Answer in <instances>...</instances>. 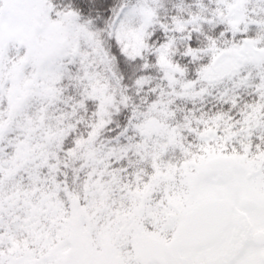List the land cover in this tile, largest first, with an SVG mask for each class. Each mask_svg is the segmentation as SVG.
<instances>
[{
	"label": "snow or ice",
	"instance_id": "snow-or-ice-1",
	"mask_svg": "<svg viewBox=\"0 0 264 264\" xmlns=\"http://www.w3.org/2000/svg\"><path fill=\"white\" fill-rule=\"evenodd\" d=\"M0 264H264V0H0Z\"/></svg>",
	"mask_w": 264,
	"mask_h": 264
}]
</instances>
